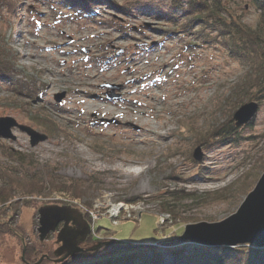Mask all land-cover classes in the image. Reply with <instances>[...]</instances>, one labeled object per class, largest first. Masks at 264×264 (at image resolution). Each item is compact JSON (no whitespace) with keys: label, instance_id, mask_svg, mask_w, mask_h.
<instances>
[{"label":"rangeland","instance_id":"rangeland-1","mask_svg":"<svg viewBox=\"0 0 264 264\" xmlns=\"http://www.w3.org/2000/svg\"><path fill=\"white\" fill-rule=\"evenodd\" d=\"M77 1L81 9L66 0H0V67L9 70L0 75V117L16 123L12 138L0 136V170H19L8 157L18 151L45 184L29 206L0 207V264L65 261L54 262L57 231L40 239L44 204L79 208L88 238L157 246L172 264L173 248L205 245L160 240L228 217L263 172L264 98L245 100L257 111L235 126L250 68L213 27L182 14L187 0ZM220 9L249 27L260 17L253 0H220ZM167 12L178 14L176 25ZM231 117L236 131L210 138ZM22 127L43 139L32 145ZM28 178L21 186L32 187Z\"/></svg>","mask_w":264,"mask_h":264},{"label":"trees","instance_id":"trees-1","mask_svg":"<svg viewBox=\"0 0 264 264\" xmlns=\"http://www.w3.org/2000/svg\"><path fill=\"white\" fill-rule=\"evenodd\" d=\"M66 1H68L70 5H75L77 8L81 9L77 6V0ZM86 1L84 2L82 0L81 2L85 4L88 3L89 0ZM253 2L260 10V17L255 27L243 25L239 22L240 20L220 17V0H187L186 7H182L181 4L178 5L181 7L180 11H182V14H185L187 17H195L199 27H213L216 34L223 38L222 42L228 49L229 54H234L235 60L241 62L242 65L246 64V66H249L250 75L248 76V81L241 84L242 87L239 89L240 93L238 94L241 96L236 106H240L245 100H260L264 98V0H253ZM83 4L81 5L83 6ZM78 5H80V3H78ZM89 9H91V7ZM164 17L171 22L174 21L173 23L176 25L175 22H177L179 16L176 12H167ZM184 21L187 20L184 19ZM186 26L187 28L190 27V25ZM8 71L9 70L5 71L3 67H0L1 76L6 77ZM229 122L231 123L217 125L215 128L212 127L214 130H211V128L208 135L210 132H212L213 135V132H215L216 135L210 138L219 137L224 139L229 134L235 132L236 127L233 125L232 117ZM202 140H204V138H202ZM204 142L205 141H201L202 146H205L207 141ZM8 155L7 156L11 158V160L21 166L19 170L11 166L7 167V170H0V207L9 204L10 210L15 212L20 206H29L31 201L28 197L39 194L41 192L40 188L42 186L45 187V184L44 180L38 177L42 176L41 174L43 173L36 171L27 159L24 161V158L21 157L22 153L10 151ZM262 159H264V157ZM260 168V170H263L264 164L260 165ZM27 177H32L26 180L31 183L30 185H32V187L28 185L30 188L21 186L22 184L20 183L21 179L25 180ZM251 185L252 184L248 185L246 188L250 189ZM57 188L61 191L69 190V187L66 186L63 188L62 185H58ZM16 195H19V198L16 199ZM74 197H77V195H74ZM4 213H6V210ZM101 229V227H97V229L95 228L94 230L100 231ZM99 240L98 238H94L93 235H90L83 246L88 247ZM108 249V247H104L96 253L84 251L83 253L74 255L72 258L70 257L61 264L165 263L162 249L153 245H144L140 248L131 250L109 251ZM171 251L173 253L172 264H264V248L259 249L251 244L236 245L234 247H206L195 245L190 249L182 246L173 248Z\"/></svg>","mask_w":264,"mask_h":264},{"label":"water","instance_id":"water-1","mask_svg":"<svg viewBox=\"0 0 264 264\" xmlns=\"http://www.w3.org/2000/svg\"><path fill=\"white\" fill-rule=\"evenodd\" d=\"M256 102L241 104L233 114L235 126L247 123L256 113ZM15 121L10 117H0V136L11 137L10 127L15 126ZM29 133L31 144L34 145L43 137L29 129L22 127ZM197 148L196 151H198ZM196 158L200 154L194 153ZM38 232L40 239H44L50 231H57V248L54 250V262H63L75 253L84 251H97L102 246L109 245L113 249H134L142 244L126 243L124 245L115 242L114 239L99 240L88 247L86 242L91 231V225L84 218L79 208L72 205L44 204L37 210ZM62 225L57 229L58 223ZM198 243L205 246H226L251 244L256 248L264 247V170L257 179L255 185L246 194L237 210L228 217L215 221H198L184 226L181 234L172 238L160 240L162 246H175L183 243ZM21 258H24V247ZM42 257L35 263L39 264Z\"/></svg>","mask_w":264,"mask_h":264},{"label":"bare ground","instance_id":"bare-ground-1","mask_svg":"<svg viewBox=\"0 0 264 264\" xmlns=\"http://www.w3.org/2000/svg\"><path fill=\"white\" fill-rule=\"evenodd\" d=\"M141 169H142V168H138V167H137V168H136L135 170H133V171L138 172V171H141ZM115 208L117 209L118 207H115Z\"/></svg>","mask_w":264,"mask_h":264},{"label":"flooded vegetation","instance_id":"flooded-vegetation-1","mask_svg":"<svg viewBox=\"0 0 264 264\" xmlns=\"http://www.w3.org/2000/svg\"><path fill=\"white\" fill-rule=\"evenodd\" d=\"M61 225H62V223H59V226H57V228H59ZM84 244H85V242H84Z\"/></svg>","mask_w":264,"mask_h":264}]
</instances>
